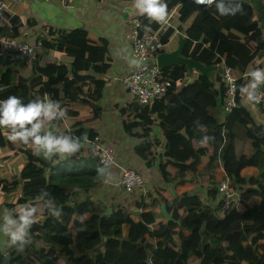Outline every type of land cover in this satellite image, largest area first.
<instances>
[{"label":"trees","instance_id":"trees-1","mask_svg":"<svg viewBox=\"0 0 264 264\" xmlns=\"http://www.w3.org/2000/svg\"><path fill=\"white\" fill-rule=\"evenodd\" d=\"M164 2L167 11L175 8L176 29L184 30L183 56L192 57L205 66L223 63L239 74H246L257 58L264 57L263 0H242V12L227 16L219 15L214 6L207 8L192 0ZM148 19L143 15L139 18L141 33ZM11 25L9 36H18L19 19H13ZM46 34L44 48H55L69 55L71 61L45 62L35 56L31 64H12L0 59L7 65L0 76V100L15 95L23 103L45 97L57 101L66 115L51 125L61 124L64 120L72 124L78 116V112L72 110L75 102L91 106L92 113L84 120L96 119L100 110L97 101L105 82L95 74L104 73L109 67L105 59V41L90 42L82 28L64 30L58 35L49 31ZM171 34L163 32L161 39L164 44L169 42ZM89 68L92 70L90 73ZM162 71L171 81L164 97L146 105H140L134 99L123 109L134 112L133 121H125L126 130L132 133L134 127L143 129L135 146L136 153L146 160V164L156 161V144L146 138L150 126L158 124L164 135L163 161L159 162L158 170L165 183L182 185L187 173L197 172L201 158L210 153L214 167L222 165L223 176L236 191L237 200L246 202L257 197V207L241 211L235 202L228 212L220 214L215 180L206 189L204 197L198 193H183L172 198L153 195L144 202L138 196L127 205L128 209L138 210L139 216L124 211L121 204L112 203L108 206L112 208L111 213L100 217L107 207L77 196L103 180L95 172L96 166L101 164L90 145L83 146L73 156H54L47 167L30 145L19 142L20 146L16 147L0 130L2 147L17 148L25 157L13 181L3 189L11 192L19 188L18 197L13 202L3 203V206L11 209L33 201L41 190H46L62 210L58 218L47 210L40 213L34 225L42 227L44 220L56 227L48 226L47 232L43 233L32 226L29 233L31 242L23 248L10 246L6 238L2 249L9 254V264H39V260L40 264H188L189 257L223 264V256L226 260L236 257L237 264H264V243L259 242L264 222V175L243 176L241 173L247 166L264 168V125L254 122L241 103L242 80H237L236 106L224 114V86L218 72L211 76L195 72V77L188 82V69L184 65L167 66ZM260 89L264 90V85ZM81 122L77 120L74 126L71 125L72 129L56 133L77 137L86 133L88 136L89 130ZM197 123L205 126L206 131L201 132ZM204 135L213 139L200 146L197 141ZM94 136V132L90 133L88 140ZM157 199L166 205L172 220L157 221L152 209ZM204 220H210L216 232L201 235ZM108 228L112 232L106 238L109 245L125 242L131 248L149 250L146 252L148 255L158 249L164 253H175L178 257L139 259L137 256L135 259L114 251L106 253L104 245L98 241ZM65 233L71 237V243L60 242L66 237ZM46 241L52 244L41 247ZM2 259L0 254V262Z\"/></svg>","mask_w":264,"mask_h":264},{"label":"crops","instance_id":"crops-1","mask_svg":"<svg viewBox=\"0 0 264 264\" xmlns=\"http://www.w3.org/2000/svg\"><path fill=\"white\" fill-rule=\"evenodd\" d=\"M4 1L6 6L0 11V39H5L9 36V33H11L9 29L12 27L11 21L18 18L21 25L19 27V35L16 37L19 38L32 37L37 31H43L45 34L49 31L54 35H58L64 30L82 28L86 31L87 38L90 42L104 40L107 45L105 59H107L109 67L104 73L95 74L97 78L105 82L101 91L102 95L97 101V105L100 107L97 118L89 121H86V119L84 120L85 117L91 115L92 108L91 106L75 102L72 105V110L77 111L78 116L76 119L72 120V124H70L68 120H64L61 124L50 126L52 131L62 132L65 129H72L71 125L74 126L77 120L82 121L81 125L87 128L86 130H89L87 137L93 132L95 135L99 134L103 141L110 143L114 149L115 162L110 168V171L115 177L114 181L111 183L100 181L97 185L91 187L88 192H79L77 196H79L80 199L87 198L93 202H99L105 207H108L112 203L121 204L124 211L135 210L128 209L127 204L138 196H141L144 202L145 199L141 192L134 191L129 193L120 188V169L123 166H129L135 169L142 176L149 188L147 201H149L153 195L172 198L175 195H181L183 193H198L204 197L206 189L211 186L214 179H216L217 182L218 179L224 178L222 165L220 164L218 168H215L210 160L211 154L208 153L201 158L199 170L194 174L188 172L186 181L182 185L165 183L158 170L159 162L163 161L161 154L164 146L163 130L158 124L150 126V133L146 138L147 140L154 141L156 144L154 152V154H157L156 161H152L150 165L146 164V160L136 153L135 146L141 139L138 138V136L143 133V129L141 126H137L131 130L132 133H129L125 128V121H133L134 112L130 110L125 111L123 109H126L128 105L134 101V98L121 83L122 77L129 73L136 64V60L131 54V42L126 37V33L130 29L131 19L134 17L140 18L142 16L135 10L134 0ZM167 13L168 15L172 14V17L167 16L171 25L167 28L166 32L172 33L168 43L174 42L175 46L173 49H175L180 32L176 29L178 24L175 8L169 10V12L167 11ZM163 23L164 21L156 22L148 19L147 26H144V31L155 30ZM168 43H166V45ZM36 59L45 62L51 60L57 62L58 59L67 61V63L71 61L69 55L67 56L63 52L56 51L55 48L40 49L36 53ZM257 67L264 68V57L257 58L256 62L248 67L246 76L241 78L243 84H246L248 81L247 73ZM6 68L7 65L0 62V76L4 73ZM90 72H92V70L89 68L88 73ZM193 77H195V72L192 74V78ZM240 100L249 111L253 121L264 125V112L257 107L253 101H249L241 91ZM153 117H156L155 114ZM0 130L4 131L7 138L8 131L2 128H0ZM15 145L16 147L20 146L19 142H16ZM88 145H90L89 140L84 146ZM24 160L25 157L19 149H9L7 147H2L0 144V210L6 209L3 203L13 202L18 197L19 188L11 192L3 189L8 183L13 181ZM194 161L193 158V162ZM259 169L263 168L247 166L241 173L243 176L254 175L258 177L255 173ZM212 173L213 175H211ZM3 184L5 185L3 186ZM81 195L84 196L81 197ZM236 202L239 208V203L245 201L237 200ZM245 203L249 208H256L259 203V198L252 197ZM161 204L160 199H157L152 208L156 213L155 218L157 221L165 219L160 213ZM205 221L207 222V233L216 232V228L211 224L210 220ZM42 223L44 224V221ZM32 226L42 231L43 226L40 227L34 224ZM111 234V229H106L101 240L106 241V238ZM5 240L6 237L0 235V248H3ZM259 242L264 243V239L261 236H259ZM108 244H110V241ZM117 244L119 245L120 243L117 241ZM175 256L178 257L177 254H175ZM223 259L225 260L223 264H237V259L234 256L231 259L233 261L226 260L224 256ZM200 262L205 264H220L197 257H189L187 261L188 264H200ZM38 263L40 264V260Z\"/></svg>","mask_w":264,"mask_h":264},{"label":"clouds","instance_id":"clouds-1","mask_svg":"<svg viewBox=\"0 0 264 264\" xmlns=\"http://www.w3.org/2000/svg\"><path fill=\"white\" fill-rule=\"evenodd\" d=\"M196 3L207 8L214 6L221 16L235 15L243 10L242 0H196ZM134 8L140 15L156 22H163L167 18V4L164 0H134ZM247 76L248 81L241 85L240 91L249 101L258 102L260 96L264 95L259 91L264 85V68H254ZM65 115L60 103L47 97L28 103H23L15 95L0 100V128L8 131L7 139L12 143L31 145L34 154L46 160L54 156H73L88 143L86 133L77 137L57 134L51 130L52 122L62 120ZM197 126L201 132L206 131L205 126L198 123ZM210 139L213 138L204 135L197 143L204 146ZM95 172L105 183L115 179L107 164L97 165ZM45 210L57 218L62 214L46 190H41L33 201L0 210V235L7 238L10 246L23 248L31 242L30 229Z\"/></svg>","mask_w":264,"mask_h":264},{"label":"built area","instance_id":"built-area-1","mask_svg":"<svg viewBox=\"0 0 264 264\" xmlns=\"http://www.w3.org/2000/svg\"><path fill=\"white\" fill-rule=\"evenodd\" d=\"M192 1L196 3V0ZM5 6V1L0 0V11ZM170 25L171 22L167 18L159 28L141 33L139 18L131 19L130 29L126 33V37L131 42V54L136 60V64L129 73L122 77L121 83L140 105H146L155 99L164 97L171 87V81L155 62L157 54L163 51L166 45L162 42L161 36ZM9 31L11 32L12 29L10 28ZM44 38V32L38 31L34 36L28 38L8 36L5 39H0V59L12 64H31L35 60L36 53L44 48ZM214 66L221 68V72L218 74L220 75V83L224 86L223 112L225 114L230 113L236 106L237 80L246 74H239L223 63H217ZM259 91L264 94V90L259 89ZM254 104L264 112V95H261L258 102H254ZM89 144L99 163L107 164L110 170L115 162L114 149L111 144L104 142L99 134L89 140ZM119 185L121 189L129 193L141 192L145 202L147 201L149 188L135 169L129 166L121 167ZM216 188L219 192L217 200L219 213L225 214L237 201V193L230 185L227 177L218 179ZM5 253L7 252L0 248V254L4 256Z\"/></svg>","mask_w":264,"mask_h":264},{"label":"water","instance_id":"water-1","mask_svg":"<svg viewBox=\"0 0 264 264\" xmlns=\"http://www.w3.org/2000/svg\"><path fill=\"white\" fill-rule=\"evenodd\" d=\"M183 39H184V30H181L178 35V41L175 49L171 50H163L160 53L157 54L155 58L156 64L160 68H164L167 66H174V65H184L188 69V79L187 81L190 82L192 79V74L193 72H198L202 75H208L211 76L212 73L214 72H221L220 67L216 66H205L201 62L195 60L192 57H186L182 55V47H183ZM112 211L111 207H107L106 210H104L101 214L100 217L109 215ZM129 213L139 216L140 212L136 210H129ZM160 213L163 215L166 221H170L173 218L167 211L166 205L164 203L161 204L160 206ZM207 222L204 220L202 223V226L200 228V234H206L207 231ZM0 264H9V254L5 253L3 256L2 261Z\"/></svg>","mask_w":264,"mask_h":264},{"label":"rangeland","instance_id":"rangeland-1","mask_svg":"<svg viewBox=\"0 0 264 264\" xmlns=\"http://www.w3.org/2000/svg\"><path fill=\"white\" fill-rule=\"evenodd\" d=\"M263 3H264V0H263ZM169 12V11H168ZM167 16L168 17H172V14H169L168 15V13H167ZM167 17V18H168ZM174 17V16H173ZM38 32V31H37ZM36 32V33H37ZM34 36V35H33ZM175 45H174V42H171V43H168L165 47H164V50H171V49H173V47H174ZM130 93V92H129ZM131 94V93H130ZM132 95V94H131ZM133 97V96H132ZM42 160L45 162V163H47V167H49V165H50V163H49V160H46V159H44L43 157H42ZM215 174H216V172H215ZM222 174V173H221ZM256 176H259V175H264V168L263 169H259L256 173ZM216 179H214V181H215ZM213 182V181H212ZM84 195H81V197H83ZM249 209V207H248V205H246V203L245 202H243V203H239V210H241V211H246V210H248ZM160 215V214H159ZM46 220V219H45ZM44 221V220H43ZM47 226H52V225H50L48 222L47 223H45L44 222V224H43V228H42V232L43 233H45V232H47L46 230H47ZM53 228H55L56 226L55 225H53L52 226ZM47 234V233H46ZM65 235H66V237L65 238H62V239H60L59 241L60 242H68V243H71V241H70V239H71V237L67 234V233H65ZM259 236H261L263 239H264V222L262 223V227H261V231H260V234H259ZM99 242V244H103L104 246H103V249H105V252L106 253H108L109 251H114V252H116V253H118V254H122V255H127V256H129L130 258H135V259H137V256H140L139 257V259L141 258V257H145V258H150L151 256H156V257H176L175 256V253L174 254H169V253H164V252H161V251H159L158 249H154V250H152V251H150L151 252V254L150 255H148V254H146V252L147 251H149V250H146V249H140V248H131L130 246H127L126 244H125V242H121L119 245L117 244V245H115V246H112V245H109L108 244V242L107 241H98ZM47 244H52L51 242H49V241H46L45 243H43L42 245H41V247L42 246H44V245H47ZM115 249V250H114ZM119 249V250H118ZM129 257H128V259H129ZM228 262V261H227ZM109 262H107V264H108ZM200 264H205V263H202V262H200Z\"/></svg>","mask_w":264,"mask_h":264}]
</instances>
